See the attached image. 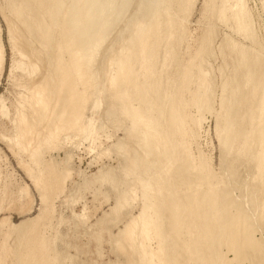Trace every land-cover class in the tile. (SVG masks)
<instances>
[{
  "label": "rangeland",
  "instance_id": "1",
  "mask_svg": "<svg viewBox=\"0 0 264 264\" xmlns=\"http://www.w3.org/2000/svg\"><path fill=\"white\" fill-rule=\"evenodd\" d=\"M26 1L28 4L29 1L34 4L33 0ZM40 1L38 3L35 1L37 4H39H36V13H39V16L42 13L41 16L43 17L40 16L39 19L42 18L46 22L43 20V23H41L42 19H40V22L38 20V23L41 24L39 31H42H38L40 33L39 35V33L36 32L34 26H30L29 31L23 29L24 27L17 23L13 16L11 7L9 6V0H0V43L2 47L0 65V247L4 248L0 250H2L3 253L4 251L6 252V254L0 252V255H2L0 256V264H19V262L16 260V255L18 254L17 252H19V250L23 249V245L19 244L21 243L20 239H22L21 235L25 231H29L31 229H33V231H31L33 234L30 232L29 233L33 236L39 234L38 232L40 231L41 235L46 238L49 237L47 239H49V242L53 244V252H50V255L61 256L63 260L65 259L64 264H132L139 262L140 254L138 252L141 250V245H145L146 247L147 244V246L152 249L156 248V242L154 239L147 241L144 239L143 235L139 234L141 232L140 222L137 223L138 225L136 224V234H134L132 239L127 233V230L132 227L134 219L139 215L143 205L142 188L139 187L141 184H139L140 182L138 178H147L146 175L148 172L146 169L144 170V162H138L139 165H133V159L136 157L144 158V152L141 151V147H139V145L136 146L137 141H133L136 140V137L133 139L129 136V134H127L131 124L129 117L125 115L112 116V114L110 115L106 112L107 108H112V104L114 103V101L112 99L110 100L108 97L111 86L110 77L115 74L114 70L117 67L116 64L113 63L117 58H120L124 55L123 51L126 52L128 49L130 39L135 38L136 34L134 33H136V31L134 30V32L132 30V24L136 22V20L141 21L142 13L137 12L136 1L130 3L131 8L127 10L123 17L118 16L119 14H116L117 11L114 12L112 10L114 12L113 14V12L108 10L109 12L107 13L109 14V19L107 20V23H113L114 26L108 25L110 28L107 26L109 29H106V31L109 34L107 32L105 33L106 35H104V38L105 36L106 38L102 43V47L98 49L96 54L92 55L93 61L83 67V69H85L87 74L90 76L89 82L83 86L77 79L80 68L82 67L79 54V37L77 36L76 38L75 32L77 30L73 32H68L67 30L70 21L69 17H71V15L68 13V9L70 10V5H72L73 8H77L76 4H73L75 2L72 0H61L62 2L58 0V2L65 3L61 4L56 2L57 0ZM171 1L163 0L162 2V0H160V8L158 9L159 13L157 15L156 23L159 22L160 28L162 30H160V33H162V35L160 34V37L155 39L154 42L153 38H150V41H146V43L149 44L156 43L154 48V52L156 54L154 53L155 55L153 56V59H155L156 63L152 59L153 67H151L155 75L154 78L152 77L151 79L154 80V82L151 84V91L153 94L150 92V96L155 98L157 97L159 99V105L164 107L167 106V108H164L166 112L168 111L167 109L170 108V99H172V95L175 92L176 97L174 95V98L183 101L181 104V110H183L181 111L182 117L180 116V120L182 121H180L179 118L178 120H175L176 124L178 125H176L175 122H173L175 125L173 123L170 124L169 121L165 120L161 122L160 129L169 130L168 134L166 135V137L169 135L167 137L169 141L165 140V142H170L174 146L175 141V147H177H174L175 151L173 150L174 153H172V151H170L172 149V144L168 143L167 145L166 142L167 147L171 148L170 150L167 149L166 152H171L168 154L171 155L172 158L177 157V162L172 164L168 163L167 165L170 164V173L167 172V175L166 173H163V176L165 175L164 177L167 179L166 184L171 183V187L176 185L175 188H179L183 194H185L186 191V194L189 195L193 192L192 189L197 190L198 194L200 193L197 198L198 212L200 214L198 213L199 216L197 217V221L198 219L199 221L197 223L196 232L198 234V246L201 248L199 257L202 259H199L201 262L199 260L195 261L197 264H251L252 262V264H264V170H260L256 159L262 149V144L259 138V132L256 130L257 125L253 124L248 117L252 114L251 112H255V117L259 114L258 111L261 108L263 101L264 63L262 62L264 59V0L241 1L243 5L245 4L244 9L247 11V17H249L247 18V22L249 21L248 24L250 26L248 27L249 31L246 33L237 28L238 22L233 16V13L238 9L235 4L237 0H173V3ZM55 3L58 4L56 5ZM41 4H43V7H41ZM222 7L227 8L226 15L223 18L219 16V11ZM43 12L46 13L44 14ZM99 12L100 10L94 13V15H97L95 16L96 18L99 16ZM175 14L176 17H178V20H176L177 18H172L175 17ZM50 16L51 20L52 16H57L52 20V23L55 21L52 26V23H50L51 20L49 19ZM109 16L112 18L114 17L113 22L112 18ZM115 18L118 20V22ZM172 19H175V21ZM7 20H10V22L12 21L13 27L16 26L14 27L15 33L13 31V40H10L9 37ZM57 22L59 23L58 25H56ZM42 24L48 25L43 26ZM42 26L44 28L46 27V29L48 26H50L48 29L51 30L47 29V32ZM168 26L170 30L167 29ZM172 26L174 27V30ZM126 30L130 32H126ZM51 31L54 32V34ZM248 33H250V35ZM41 35H49V38L46 37L47 39H45V37L43 38ZM52 36L54 37L53 41ZM69 36L73 38L71 45L69 44L70 41L67 42V40H65L67 37L69 38ZM170 36L171 39H169ZM37 37L40 38L38 39ZM16 38L17 40H15ZM42 38L47 41L45 43L47 44L48 49L44 44L45 40H42ZM204 39H206V42ZM133 40L136 41V39ZM48 41L51 42L49 43L51 45H48ZM54 42H56L60 47L58 48L57 44H54ZM39 44L41 46H39ZM52 44H54V49L52 48ZM65 44L69 45L67 46ZM170 44L172 46H170ZM137 45V43L133 42V48H136ZM66 47L70 48L67 49ZM111 47L112 50H110ZM138 47L136 49H138ZM151 47H154V45ZM243 47H245V49H243ZM237 48H240V50ZM56 50H60V52H58L61 54H59ZM232 50L235 52L233 53ZM241 50L245 51L248 55L250 54L249 56H251L252 59L257 58L255 59L257 61L252 60V62H250L251 67L254 68V66L258 64L260 60V63L263 64L262 65L259 63V65H256L260 66L263 71L260 69V67L257 69L255 68V70L250 67V69L257 71L259 74L257 75L255 72L256 79L254 78L252 81L255 83L253 85L258 92H256L255 95L252 93L253 85L251 86V83L244 85L246 86L245 92V87L242 86V84H245V78H243V75L245 77L244 73H246L247 70L246 68L240 67V62H238L237 59L240 55V53L237 52ZM251 50H254L255 52H252ZM256 53H259L261 57L260 60L258 58L259 55ZM56 56L58 59H56ZM113 56L116 57V59ZM71 57L74 59L72 60ZM59 58L62 61H60ZM113 58L115 60H113ZM59 61L62 62V64H60ZM197 61L200 62L197 63ZM255 62L257 63L254 64ZM64 65L65 67H63ZM67 65L68 68L66 67ZM236 65H238V69L240 71V68L243 69V73H241L238 69V71L236 70ZM58 66L59 68H57ZM136 66L138 67V65H135V67ZM64 69H68L70 72H72L70 75L72 79L71 77L69 79L65 78V80L67 79L66 82L63 80V74L65 73ZM107 72L109 75L106 74ZM59 73L62 75V77L59 75ZM136 75L137 74L135 73V76ZM59 76L61 78H59ZM144 76H146V74ZM183 76H185L184 79ZM143 77L138 76L139 81H143ZM182 79L185 80V83H182V91L180 90L178 92L177 85L179 82L181 83ZM254 80L256 81L254 82ZM77 81L79 82L78 84L76 83ZM226 81L229 83L227 84ZM207 82L208 84H206ZM60 83H63V86ZM66 83L70 85L68 86ZM72 83L77 84L78 86L76 88H79V90L83 89L86 95V101L81 111V118L78 120V122L75 121L76 119H73V115L69 118L70 120H74H71V122L75 123V125L70 123L68 118L67 120L69 121H67L65 118L69 117L67 112L70 110H65L66 113L63 112V114L60 109V107L64 105L62 102L65 103L64 101H66H63V99H67L69 96L68 93L71 91L72 87L70 86H73ZM222 83L226 84L225 87ZM58 84H60L64 90L66 88V90L64 91ZM262 85L263 87L261 88ZM242 87L243 89H241ZM57 88H59V91ZM41 89H43V92L45 91V93H43L39 103L37 96L39 95ZM67 89H70L69 92ZM237 89L241 90L239 91ZM249 89L251 90L249 91ZM98 90L101 92L99 93ZM168 90H170V93L172 91V94H170ZM204 90L205 93L208 90L207 94H205L208 95L206 97V104L204 103L202 106L195 105V99L198 95L203 94ZM222 90H224L223 94ZM56 92L57 94H55ZM65 92L68 94V96L65 94ZM226 92L227 94L225 95ZM37 93L38 95L36 96ZM165 93L167 96L171 95L172 97L170 96L169 98L168 96L167 98ZM248 93L250 94L249 97ZM163 94H165V96ZM235 94H237V97L241 98V102L239 100L238 102L235 100ZM60 96L65 98L62 99ZM96 96L99 97L101 101L98 105V109L96 107L93 110V102ZM253 97L255 99H252ZM35 98H37V101ZM245 98L246 100H244ZM248 99L251 101L253 100V103ZM102 102H104L106 105ZM250 102L252 105L249 106ZM134 103L137 104L136 101ZM247 105L249 108H251V110ZM69 106L71 109L72 104L68 105L67 109H69ZM201 107H203V109ZM254 108H256L257 111ZM75 111L76 110H74V112ZM20 114H22L23 118L26 119L22 121H26L23 124L18 121V117L21 116ZM58 116L62 118L60 119ZM183 117H187L185 118L186 120ZM240 118L243 120L241 121L242 123L240 122ZM18 122H20V124ZM62 122H64L63 124H66L65 122H67V127L69 124L70 126L68 128L64 127L66 125H63ZM253 122L257 123L256 120ZM19 125L21 129L17 128ZM179 125L181 126L180 129ZM57 126L59 129L57 132L58 134L55 132L57 131L55 130V127ZM225 126H232L231 128L237 133V136L236 134H233L230 136L232 137V140L230 137H228L226 142L222 143L221 139H223V135L226 134V132L223 130ZM184 127L186 128L184 129ZM238 128L241 130H238ZM186 130H188V134ZM176 131L179 133H176ZM250 132L252 137L249 139V144L247 146H242L244 150L246 148L245 152L243 153L241 151L240 154L239 151H235L234 147L237 145L236 143H240L241 139H244V137L250 134ZM183 133H185V136ZM182 135L184 138L180 137ZM48 137L49 139L47 140L46 138ZM178 138H181V140L183 139V143L180 146L177 142ZM234 139L235 142H233ZM184 142L186 143L184 144ZM224 144L226 145L224 146ZM230 144L235 146L232 147ZM119 146L124 147V150ZM153 146L155 147V144L152 145V148H154ZM230 146L232 147V153L227 152L228 150H226H230ZM159 149L162 153V147ZM151 150L153 153L151 152L152 155L150 154L148 157H150V159H155V157L159 155V157H156V159L158 158L159 160L161 158L159 154L160 151H153L154 149ZM137 151L143 156L137 154ZM38 152H40V156L39 159H36L35 157ZM186 159H188V162ZM202 164H204V166H202ZM157 165L154 166L151 171L153 174L160 172V165H158V168H156ZM183 166H187V168L184 169ZM178 167H183L181 168L183 171ZM175 171H177V174ZM229 174H231V176H229ZM196 176H198V179H196ZM201 177L203 178L201 179ZM39 184L40 188H38ZM216 185L219 187L217 188ZM201 187L204 188L202 189ZM209 188L212 190L219 189L218 191L220 192V196L216 197L219 198L216 202V204L218 203L217 212L219 210L217 213L219 216V224L217 222L216 225L215 223L213 224V219L209 210L211 202L208 199L209 197L205 196L206 193L209 192ZM199 189H201V191ZM41 194H43V196ZM192 201L193 200L188 198L185 201L183 199L181 203L183 202L184 204L188 202L189 205H193L194 202ZM203 208L208 209L207 217L205 216L206 213H203ZM236 213L237 215H234ZM232 215L233 218L231 217ZM236 216H238V218ZM193 217L194 214L192 218ZM222 219L229 223L225 226L226 228H229V225L233 226H231L232 228L230 227V230H228L230 233H232L231 236L225 234L223 236V234H219L223 229L222 223L224 221ZM232 219L234 220L232 221ZM228 220H231L232 222H229ZM22 222H24L23 225L21 224ZM18 225H21L22 227L20 226L19 229ZM209 225H212L213 229L216 228V230H214L216 232H214L215 234L212 238V241L215 243V246L213 245L211 251L213 254H210L212 259L210 258V255L208 258L207 253L203 251V243H200L203 236L202 232L205 233L211 229V227H208ZM36 228H38L39 231H37ZM199 229H201V231ZM218 230H220V232ZM162 233L163 235H167L168 233L171 234L170 226H166V224H164ZM228 236L231 237V240L228 239ZM237 237L241 239L238 238L236 240ZM38 238L36 237V239ZM172 239L173 240H171L170 237H166L164 240L168 241V244L169 242L173 243L177 240H175V238ZM226 239L231 242L228 241V243ZM249 239L255 242V247H249ZM203 240L204 237L202 241ZM217 241L218 243L216 244ZM236 241L237 243H239V241L241 243V245H235L238 249L233 248L232 245V243H236ZM175 242L173 244H177L178 252L180 243L178 244ZM226 242L228 244H226ZM173 244H171V247L174 248ZM230 244L232 246H229V248L228 245ZM256 244H258L259 247ZM239 245L243 246L240 247ZM171 247L169 249V254L172 256L171 251L173 250ZM240 250H242V253ZM177 252H173V256H176ZM244 252L247 253L245 254ZM238 254L240 256L235 258V256ZM203 255L207 256V259L205 260L206 262L204 261L205 258ZM2 257L3 259L7 258V260H2ZM217 257L220 259H217ZM186 260L187 259L183 254L180 258V261L183 263L178 261V264H186Z\"/></svg>",
  "mask_w": 264,
  "mask_h": 264
},
{
  "label": "bare ground",
  "instance_id": "2",
  "mask_svg": "<svg viewBox=\"0 0 264 264\" xmlns=\"http://www.w3.org/2000/svg\"><path fill=\"white\" fill-rule=\"evenodd\" d=\"M35 1H37V3L40 1V0H33V2H34V4L31 2V1H29V4L27 3V1L26 0H9V3H10V7H11V11H12V13H13V16H14V18L16 19V21H17V23H19V24H21L22 25V27H24L23 29H25V30H27V31H29V28H30V26H34L35 27V29H36V32L37 33H39L40 31H39V28L41 27L40 25L41 24H39L38 23V20H39V22H40V19H42V18H40L39 19V17L42 15V13H41V15L39 16L37 13H36V10H37V5H39V4H37ZM49 1V0H48ZM61 1V0H60ZM68 1V0H67ZM72 1H74L75 3H73V4H76V6H77V8H73V6L72 5H70V10L68 9V13L71 15V17H69V19H70V21H69V27H67V28H65V29H67L68 30V32H73V31H75V30H77L75 33H76V38H77V36L79 37L78 39H79V45H80V51H79V54H80V62H81V65H82V67L80 68V71H79V73H78V76H77V79L79 80V82H81V85H83V86H85L88 82H89V79H90V76L87 74V72L85 71V69H83V67L84 66H86V64H90L92 61H93V59H92V55H94V54H96L97 53V51H98V49H100L101 47H102V43H103V41L105 40V38H106V36H105V38H104V35H106L105 33L107 32L106 31V29L108 30L110 27V25H113V19H114V17L112 18L111 16H109V17H111L112 18V22H111V20H110V22L112 23V24H108L107 23V20L109 19L108 18V13L107 12H109L108 10H110L111 12H115V11H117V13L116 14H119L118 16H124L125 14H126V12H127V10H129V8H131L130 6H131V2H134V1H136L137 3V12L139 13V12H141L142 13V16H141V21H137L136 20V22H134L133 24H132V30L134 31H136V33H134V34H136V36H135V38H133V39H136V41H134L131 37H129V38H131L130 39V41H129V46H128V49L126 50V52L125 51H123L124 52V55L122 56V57H120V58H117L116 59V57H114L115 59H116V61H114V63L113 64H116V69L114 70L115 71V74H113L111 77H110V84H111V86H110V94L108 95V97H109V99L111 100H113L114 101V103L112 104V108H107V114H112V116L113 115H125V116H127V117H129V119H130V129L128 130L129 132L127 133V134H129V136L131 137V138H133V139H135V137H136V140H133V141H137V143L136 142H134V143H136L137 145L136 146H138L139 145V147H141L140 149H141V151L142 152H144V156L143 155H141V153L139 152L138 153V151H137V154H139V155H141V156H143L144 158H134L133 159V165L134 164H138L139 165V163L138 162H144L143 164H145V168H144V170L146 169V171L148 172V174L146 175L147 176V178H140L139 176V178H138V180H139V184H141V186H139V187H141L142 188V198H143V205H142V208H141V210H140V213H139V215L134 219V223H133V225H132V227L130 228V229H128L127 230V233H128V235L130 236V238L132 239L133 238V236H134V234H136V232H135V228H136V224L138 223V222H140V228H141V232L139 233V234H141V235H143V237H144V239H146L147 241H149V240H152V239H154L155 240V242H156V248H154V249H152V248H150V247H148L147 246V244H146V247H145V245L143 246V245H141V250L138 252L139 254H140V260H139V262H135V263H132V264H178V261H180V258L182 257V255L184 254V256L186 257V264H197V262H195V261H197V260H199V259H202L201 257H199V253H200V251H201V248H199V246H198V244H199V242H198V239H197V232H196V230H197V223H198V221H199V219H198V221H197V217L199 216V212H198V206H197V198H198V195L200 194H198V192H197V190H194V189H192L193 190V192L192 193H190L189 195L188 194H186L187 192L185 191V194H183L182 193V191L178 188H175V186L174 187H171L172 185H171V183H169V184H166V182H167V179L163 176V173L165 174L166 173V175H167V172H169V170H170V164L169 165H167L168 163H174V162H177V157H173L172 158V156L171 155H169L168 153H171V152H169L168 151V153L166 152V150L167 149H171L170 151H172V153H174V151H175V148H177V147H175V144H176V142L174 141V146H173V144L172 143H170V142H167V145H168V143H170V144H172V146H171V148H169V147H167V145H166V142H165V140H168L167 139V137L169 136H167L166 137V135L168 134V131L169 130H167V129H160V126H161V122L163 121V120H165V121H169V123L170 124H172L173 122H175V124H176V121L175 120H178V118H179V120L181 119V117H182V115H181V111H183V110H181V104H182V102L183 101H181V100H179V99H175L174 98V95H175V97H176V92L171 96V95H168L169 96V98H170V96L172 97V99H170V108H168L167 110V112H166V110L164 109V108H167V106H161V105H159V103H158V98L156 97H153V96H150V92H152L151 90V84L154 82V80H151L152 79V77L154 78V72L152 71V69H151V67H153V65H152V63H153V61H152V59H153V56L156 54L154 51V48H155V44L153 43L154 42V40L155 39H158L159 37H160V34L162 35V33H160V30H161V28H160V25H159V22L158 23H156V19H157V15H158V13H159V11H158V9L160 8L159 7V4H160V0H72ZM169 1V0H168ZM171 1V0H170ZM173 1V0H172ZM171 1V2H172ZM187 1V0H186ZM212 1V0H211ZM231 1V0H230ZM236 1V0H235ZM242 0H237V2L235 3L236 4V6L238 7V9L233 13V16L237 19L236 21L238 22V25H237V28L238 29H240L241 31H243L244 33H246L247 31H249L248 30V27L250 26L249 24H248V22H247V18H249V17H247V15H246V12L247 11H245V9H244V5H243V3L241 2ZM41 2V1H40ZM53 2V1H52ZM56 2H58V0L56 1ZM62 2V1H61ZM61 2H58V3H61ZM162 2H163V0H162ZM176 2V1H175ZM182 2V1H181ZM57 3V4H58ZM167 3V2H166ZM173 3V2H172ZM37 4V5H36ZM56 4V3H55ZM56 4V5H57ZM61 4H65V3H61ZM165 4V3H164ZM134 5V4H133ZM61 6V5H60ZM59 6V7H60ZM41 7H43V4H41ZM58 7V8H59ZM64 7V6H63ZM170 7V6H169ZM40 8V7H39ZM57 8V7H56ZM55 8V9H56ZM42 9V8H41ZM48 9V8H47ZM46 9V10H47ZM53 9V8H52ZM71 9H73V10H71ZM75 9V10H74ZM178 9H179V7H178ZM98 10H100V14H98L99 16L96 18L95 16H97V15H94V13H96ZM113 10V11H112ZM162 10V9H161ZM161 10H160V13H161ZM183 10V9H182ZM40 11V10H39ZM52 11V10H51ZM172 11V10H171ZM176 11H177V9H176ZM226 11H227V8L226 7H222L221 9H220V11H219V16L220 17H224L225 15H226ZM38 12V11H37ZM42 12V11H41ZM53 12V11H52ZM57 12H58V10H57ZM114 12H113V14H114ZM131 12V11H130ZM178 12V11H177ZM44 13V12H43ZM46 13V12H45ZM44 13V14H45ZM60 13V12H59ZM67 13V12H66ZM133 13V12H132ZM174 13V12H173ZM48 15H50L49 13H47ZM52 14V13H51ZM63 14V13H62ZM68 14V15H69ZM111 14V13H110ZM113 14H111V15H113ZM115 14V15H116ZM53 15H54V13H53ZM58 15H60V14H58ZM132 15V14H131ZM139 15V14H138ZM178 15V14H177ZM47 16V15H46ZM45 16V17H46ZM64 16V15H63ZM114 16V15H113ZM161 16V15H160ZM167 16V15H166ZM41 17H43V16H41ZM54 17H57V16H54ZM54 17L52 16V20L54 19ZM117 17V16H116ZM164 17V16H163ZM59 18V17H58ZM60 18H61V16H60ZM118 18V17H117ZM128 18H129V16H128ZM162 18V17H161ZM172 18H177L176 20H178V17H176V14H175V17H172ZM50 20H51V16H50V18H49ZM116 19V18H115ZM166 19V18H165ZM168 19V18H167ZM43 20L44 19H42V21H41V23H43ZM52 20H51V22L50 23H52ZM57 20V19H56ZM122 20V19H121ZM133 20V19H132ZM134 20H135V18H134ZM163 20V19H162ZM173 20V19H172ZM45 21V20H44ZM58 21V20H57ZM67 21H68V19H67ZM116 21L118 22V20L116 19ZM173 21H175V19L173 20ZM7 22H8V31H9V37H10V40H13V38H14V33H15V31H14V27H16V26H14L13 27V24H12V21L10 22V20H7ZM46 22V21H45ZM55 21H53V23H54ZM126 22V21H125ZM163 22V21H162ZM178 22V21H177ZM53 23L51 24V26L53 25ZM114 23H115V21H114ZM167 23V22H166ZM171 23H172V21H171ZM18 24V25H19ZM59 23L57 22V24L56 25H58ZM161 24V23H160ZM43 25V24H42ZM46 25H48V24H44L43 26H46ZM66 25V24H65ZM109 25V26H108ZM131 25V24H130ZM171 25V24H170ZM169 25V26H170ZM176 25V24H175ZM20 26V25H19ZM42 26V27H43ZM109 28H108V27ZM114 26V25H113ZM120 26V25H119ZM169 26H168V28L167 29H169L170 30V28H169ZM178 26V25H177ZM48 27H50V26H48ZM48 27H47V29H48ZM54 27V26H53ZM56 27V26H55ZM58 27V26H57ZM128 27V26H127ZM166 27V26H165ZM44 28V27H43ZM113 28V27H112ZM172 28H173V30H174V27L172 26ZM44 29H46V27L44 28ZM47 29H46V31H47ZM64 29V30H65ZM129 29H130V27H129ZM175 29H176V27H175ZM48 30H51V29H48ZM131 30V29H130ZM166 30V29H165ZM172 30V29H171ZM13 31H14V33H13ZM26 31V32H27ZM34 31V30H33ZM39 31V32H38ZM66 31V30H65ZM128 30H126V32H127ZM162 31V30H161ZM254 31V30H253ZM35 32V31H34ZM35 32V33H36ZM42 32V31H41ZM45 32V31H44ZM48 32V31H47ZM52 32V31H51ZM112 32V31H111ZM128 32H130V31H128ZM132 32V31H131ZM172 32V31H171ZM174 32V31H173ZM182 32V31H181ZM251 32V31H250ZM17 33V32H16ZM53 34H54V32H52ZM57 33V32H56ZM74 33V34H75ZM108 33V32H107ZM124 33V32H123ZM32 34V33H31ZM43 34V33H42ZM46 34V33H45ZM49 34V33H48ZM109 34V33H108ZM249 35H250V33H248ZM37 35V34H36ZM39 35H40V33H39ZM38 35V36H39ZM50 35V34H49ZM49 35L47 36V35H45V36H42L43 38L45 37V39H47L46 37H48L49 38ZM70 35H72V34H70ZM125 35H127V34H125ZM171 35V34H170ZM174 35V34H173ZM17 36V35H16ZM29 36V35H28ZM35 36V35H34ZM123 36V35H122ZM248 36V35H247ZM31 38V37H30ZM35 38V37H34ZM38 39L40 38V37H37ZM42 38V40H45V39H43ZM53 36H52V41H53ZM56 38V37H55ZM128 38V39H129ZM150 38L152 39L153 38V44H149V43H146V41H150ZM162 38V37H161ZM168 38V37H167ZM229 38V37H228ZM72 39L73 38H71V36H69V38L67 37L65 40H67V42L68 41H70L69 42V44L71 45V41H72ZM125 39V38H124ZM169 39H171V36H170V38ZM172 39H173V36H172ZM15 40H17V38L15 39ZM37 40V39H36ZM56 40V39H55ZM206 39H204V41H205ZM41 41V40H40ZM50 41H51V39H50ZM50 41H48V45H51V44H49V43H51ZM36 42V41H35ZM38 42V41H37ZM45 42H47L46 40L44 41V44L46 45V47H47V44L45 43ZM66 42V43H67ZM127 42V41H126ZM133 42H135V43H137L138 45H137V47H138V49H136V48H133L134 46H133ZM159 42V41H158ZM206 42V41H205ZM209 42V41H208ZM41 43V42H40ZM56 42H54V44H55ZM151 43V42H150ZM168 43H170V42H168ZM54 44H52L53 45V49H54ZM57 44V43H56ZM68 44V45H69ZM171 44H172V40H171ZM170 44V46H172ZM177 44V43H176ZM205 44V43H204ZM64 45V44H63ZM65 45H67V44H65ZM67 45V46H68ZM152 45H154V47H151ZM233 45V44H232ZM238 45V44H237ZM39 46H41L40 44H39ZM44 46V45H43ZM56 46V45H55ZM57 46H58V44H57ZM109 46H111V45H109ZM127 46V45H126ZM169 46V45H168ZM167 46V47H168ZM231 46V45H230ZM236 46V45H235ZM45 47V48H46ZM60 46H58V48H59ZM73 47V46H72ZM150 47V48H149ZM159 47L161 48V46L159 45ZM206 47H207V45H206ZM239 47V46H238ZM45 48H44V50H45ZM57 48V49H58ZM67 48V47H66ZM70 47H68L67 49H69ZM169 48V47H168ZM203 48V47H202ZM232 48H233V46H232ZM42 49H43V47H42ZM47 49H48V47H47ZM55 49H56V47H55ZM104 49V48H103ZM110 49V48H109ZM124 49V48H123ZM171 49V48H170ZM238 49V48H237ZM236 49V50H237ZM243 49H245V47H243ZM61 50V49H60ZM60 50H58L59 52H60ZM74 50V49H73ZM110 50H112V47H111V49ZM158 50V49H157ZM173 50V49H172ZM198 50H199V48H198ZM231 50V49H230ZM234 50V49H233ZM233 50H232V52H233ZM238 50H240V48L238 49ZM49 51V50H48ZM57 51V50H56ZM57 51V52H58ZM68 51V50H67ZM105 51V50H104ZM247 51V50H246ZM250 51V50H249ZM252 51V50H251ZM254 51V50H253ZM252 51V52H253ZM34 52V51H33ZM58 52V53H59ZM235 52V51H234ZM233 52V53H234ZM255 52V51H254ZM112 53V52H111ZM155 53V54H154ZM168 53V52H167ZM171 53V52H170ZM237 53H240V55H239V58H240V60H239V58H237L238 59V62H240L239 64H240V67H243V68H246V73H244L245 74V77H244V75L243 74H241V75H243V78H245V80H244V83L245 84H242V86H244V85H246V84H250L251 83V86L253 85V84H255V83H253L252 81H253V79L255 78L256 79V75H255V72L257 73V71H253L252 69H250V62H252V60L253 61H257V60H255V59H257V58H253L252 59V57L251 56H249L248 54H246V52L245 51H243V50H241V51H238ZM251 53V52H250ZM48 54H50V53H48ZM59 54H61V53H59ZM79 54H78V56H79ZM113 54V53H112ZM169 54V53H168ZM197 54V53H196ZM236 54V53H235ZM254 54V53H253ZM256 54H258L259 55V53H256ZM46 55V54H45ZM200 55V54H199ZM198 55V56H199ZM251 55H252V53H251ZM1 56H2V47H1V43H0V65H1ZM96 56V55H95ZM169 56V55H168ZM197 56V57H198ZM257 56V55H256ZM60 57V56H59ZM63 57V56H62ZM73 57V56H72ZM71 57V58H72ZM156 57H158V56H156ZM230 57V56H229ZM258 57V56H257ZM113 58V60H115ZM155 58V57H154ZM162 58V57H161ZM169 58V57H168ZM259 60L261 59V57H260V55H259ZM264 58V57H263ZM262 58V59H263ZM56 59H58L57 58V56H56ZM74 58H72V60H73ZM103 59V58H102ZM164 59V58H163ZM237 59H236V61H237ZM48 60H49V58H48ZM55 60V59H54ZM59 60H60V58H59ZM112 60V59H111ZM154 61H155V59H153ZM165 60H166V58H165ZM198 60V59H197ZM203 60V59H202ZM258 60V61H259ZM60 61H62V60H60ZM59 61V62H60ZM196 61V60H195ZM58 62V61H57ZM56 62V63H57ZM97 62V61H96ZM191 62V61H190ZM200 62V61H199ZM198 61H197V63H199ZM260 62H261V60H260ZM259 62V63H260ZM71 63V62H70ZM75 63V62H74ZM73 63V64H74ZM107 63H109V62H107ZM155 63H156V61H155ZM154 63V64H155ZM201 63H202V61H201ZM257 62H255L254 64H256ZM259 63L258 64H256V65H259ZM262 63H264V59H263V62ZM262 63H260V64H262ZM60 64H62V62H60ZM93 64V63H92ZM111 64V63H110ZM194 64H195V62H194ZM238 64V65H239ZM57 65H58V63H57ZM56 65V66H57ZM105 65V64H104ZM108 65V64H107ZM135 65H138V67L136 66L135 67ZM234 65H235V63H234ZM238 65H236L237 66V68H236V70L238 69ZM253 65V64H252ZM254 66V68L253 67H251V68H253L254 70H255V68L257 69L258 67H260V66ZM263 65V64H262ZM56 66H55V68H56ZM61 66V65H60ZM90 66V65H89ZM92 66V65H91ZM63 67H65V65L63 66ZM67 68H68V65L66 66ZM74 67H76V66H74ZM176 67V66H175ZM198 67V66H197ZM264 67V66H263ZM57 68H59V66L57 67ZM61 68V67H60ZM73 68V67H72ZM53 69V68H52ZM66 69V68H65ZM64 69V70H65ZM241 69V73H243V69L242 68H240ZM260 69L262 70V68L260 67ZM56 70V69H55ZM68 70V69H67ZM67 70H65V73L63 74V72H62V74H63V76H64V78H63V80H65V78H70L71 76V73L72 72H70L69 70L67 71ZM73 70H74V68H73ZM102 70V69H101ZM100 70V71H101ZM191 70H193V69H191ZM237 70V71H238ZM60 71V70H59ZM99 71V72H100ZM182 71H183V69H182ZM232 71H233V69H232ZM244 71H245V69H244ZM259 71V70H258ZM263 71V70H262ZM76 72V71H75ZM192 72V71H191ZM235 72V71H234ZM135 73L137 74L136 76H135ZM159 73H160V71H159ZM106 74H108L109 75V73L107 72ZM146 74V76H144ZM235 74V73H234ZM261 74V73H260ZM59 75H61L60 73H59ZM99 75V74H98ZM108 75H107V77H108ZM158 75V74H157ZM160 75H161V73H160ZM237 75V74H236ZM235 75V76H236ZM257 75H259L258 73H257ZM57 76H58V74H57ZM138 76H144L143 77V81H139V79H138ZM175 76V75H174ZM262 76H263V73H262ZM61 77H62V75H61ZM60 76H59V78H61ZM157 77V76H156ZM237 77V76H236ZM259 77V76H258ZM99 78V77H98ZM185 78V76H183V79ZM234 78V77H233ZM240 78V77H239ZM263 78V77H262ZM71 79H72V77H71ZM76 79V80H77ZM105 79H107V78H105ZM181 80V83L179 82L178 83V85H177V89H178V92L183 88V85H182V83L184 82L185 83V80ZM188 79V78H187ZM260 79V78H259ZM61 80V79H60ZM67 80V79H66ZM66 80H65V82H66ZM160 80V79H159ZM178 80V79H177ZM258 80V79H257ZM189 81V80H188ZM256 80H254V82H255ZM64 82V81H63ZM64 82V83H65ZM70 82V81H69ZM78 81L76 82L77 84L79 83ZM168 82V81H167ZM227 82V81H226ZM225 82V83H226ZM239 82H240V80H239ZM259 83H261L260 81H258ZM59 83V82H58ZM71 83V82H70ZM160 83V82H159ZM229 82H227V84H228ZM231 83V82H230ZM50 84V83H49ZM61 85L63 84V83H60ZM60 84H58L59 86H60ZM73 84V86L71 85L70 87H72L71 88V91L69 92V90L70 89H67V91L69 92L68 94H69V96H68V94H66V92H65V94L68 96L67 97V99H63V98H65V97H61L62 99H63V101L64 100H66V101H64L65 103H63L62 101V104H64L62 107H60V109H61V111H62V113L64 112V113H66L65 112V110H70L69 112H67L68 114V116L69 117H65L66 118V120H67V118L69 119L72 115H73V119H76L75 121H77L78 122V120L81 118V116H82V113H81V111H82V108H83V106H84V104H85V101H86V95H85V92H84V90L83 89H80L79 90V88H76L78 85L77 84H75V83H72ZM157 84V83H156ZM155 84V85H156ZM170 84V83H169ZM188 84V83H187ZM203 84V83H202ZM206 84H208V82L206 83ZM223 84V83H222ZM240 84V83H239ZM57 85V84H56ZM66 85H68L67 83H66ZM70 85V84H69ZM68 85V86H69ZM102 85V84H101ZM159 85H161V84H159ZM224 85V87H225V85L226 84H223ZM222 85V86H223ZM241 85V84H240ZM50 86V85H49ZM63 86V85H62ZM62 86H60L61 88H62ZM181 86V87H180ZM200 86V85H199ZM209 86V85H208ZM258 86V85H257ZM55 87V86H54ZM59 87V88H60ZM67 87V86H66ZM69 87V88H70ZM184 87H185V85H184ZM189 87V86H188ZM201 87V86H200ZM245 88V90H244V92L246 91V86H244ZM253 87V94L255 95L256 94V92H257V90H256V88H255V86L253 85L252 86ZM263 87V85L261 86V88ZM42 88H45V87H42ZM51 88V87H50ZM59 88H57L58 89V91H59ZM60 88V89H61ZM156 88V87H155ZM171 88V87H170ZM198 88V87H197ZM204 88V87H203ZM205 88H206V86H205ZM248 88V87H247ZM264 88V87H263ZM52 89V88H51ZM63 89V88H62ZM98 89V88H97ZM185 89V88H184ZM183 89V90H184ZM207 89H209V88H207ZM227 89H228V86H227ZM241 89H243V87L241 88ZM241 89H237V90H241ZM251 89H249V91L251 90ZM39 90V89H38ZM64 90V89H63ZM65 90H66V88H65ZM64 90V91H65ZM160 90V89H159ZM172 90H174V89H172ZM229 90H231V89H229ZM234 90V89H233ZM232 90V91H233ZM236 90V91H237ZM259 90V89H258ZM47 91V90H46ZM52 91H54V90H52ZM63 91V92H64ZM156 91V90H155ZM169 91V93H170V90H168ZM182 91V90H181ZM208 91V90H207ZM207 91H206V93H205V90H204V93L203 94H201V95H198L197 96V98L195 99V105H198V106H202V104H204L205 102H206V97L208 96V95H205V94H207ZM224 90H222V94L224 93L223 92ZM235 91V92H236ZM248 91V90H247ZM39 92V91H38ZM51 92V91H50ZM62 92V91H61ZM98 92H99V90H98ZM97 92V93H98ZM101 92V91H100ZM99 92V93H100ZM184 92V91H183ZM234 92V91H233ZM238 92V91H237ZM242 92V91H241ZM43 93H45V91L43 92V89H41L40 90V92H39V95H38V93L36 94V96H37V98H38V102L40 103V101H41V98H42V95H43ZM49 93V92H48ZM59 93V92H58ZM158 93V92H157ZM168 93V94H169ZM186 93V92H185ZM197 93V92H196ZM240 93V92H239ZM243 93V92H242ZM251 93V94H252ZM258 93V92H257ZM55 94H57V92L55 93ZM60 94V93H59ZM63 94V93H62ZM65 94H63V95H65ZM152 94H153V92H152ZM151 94V95H152ZM166 94V93H165ZM165 94H163L164 96H165ZM170 94H172V91H171V93ZM182 94V93H181ZM227 94V92L225 93V95ZM245 94V93H244ZM52 95H54V94H52ZM62 95V96H63ZM65 95V96H66ZM178 95V94H177ZM236 96H235V100H237V102H238V100L241 102V98H239V97H237V94H235ZM245 95H247V94H245ZM33 96H35V95H33ZM59 96V95H58ZM158 96V95H157ZM166 96H167V94H166ZM168 96H167V98H168ZM183 96V95H182ZM244 96V95H243ZM250 96V94L248 93V97ZM257 96V95H256ZM102 97H103V95H102ZM162 97V96H161ZM180 97V96H179ZM246 97V96H245ZM34 98V97H33ZM37 98H35L36 99V101H37ZM45 98V97H44ZM105 98V97H104ZM165 98V97H164ZM166 98V99H167ZM185 98V97H184ZM102 99V98H101ZM224 99V98H223ZM252 99H255L254 97L252 98ZM185 100V99H184ZM226 100V99H225ZM244 100H246V98L244 99ZM244 100H242V101H244ZM248 100H250V99H248ZM43 101V100H42ZM100 98L99 97H97L96 96V98L94 99V102H93V104H94V107H93V110H94V108H96L97 107V109H98V105L100 104ZM136 101V103L137 104H135L134 102ZM169 101V100H168ZM187 101V100H186ZM189 101V100H188ZM209 101V100H208ZM207 101V102H208ZM251 101V100H250ZM253 101V100H252ZM251 101V102H252ZM164 102H165V99H164ZM239 102V103H240ZM251 102H250V104H249V106L250 105H252L251 104ZM45 103V102H44ZM56 103V102H55ZM102 103H104V102H102ZM253 103V102H252ZM72 104V106H71V109H70V106L68 107L69 109H67V106L68 105H71ZM105 104V103H104ZM206 104V103H205ZM42 105V104H41ZM46 105H48V104H46ZM58 105V104H57ZM106 105V104H105ZM164 105V104H163ZM166 105H167V102H166ZM187 105V104H186ZM208 105V104H207ZM43 106V105H42ZM45 106V105H44ZM60 106H61V103H60ZM77 107V109H76V107ZM243 106H245V105H243ZM248 106V105H247ZM249 106H248V108H249ZM75 107V108H74ZM224 107V106H223ZM255 107V106H254ZM39 108V107H38ZM49 108V107H48ZM47 108V109H48ZM101 108V107H100ZM99 108V109H100ZM202 109H203V107H201ZM204 108H205V106H204ZM227 108V107H226ZM230 108V107H229ZM55 109H56V107H55ZM96 109V110H97ZM104 109V108H103ZM198 110H200L199 108H197ZM250 110H251V108H249ZM255 110H256V108H254ZM74 110H76L75 112H74ZM232 110V109H231ZM254 110V111H255ZM257 111V110H256ZM98 112V111H97ZM198 112V111H197ZM248 112H250V111H248ZM259 114L255 117L254 116V114H255V112H251L250 114V116H248L249 117V120H251L252 121V123L253 124H256L257 125V131L259 132L258 134H259V138H260V140H261V144H262V149H261V151H260V153L258 154V156H257V163H258V166H259V168H260V170L262 171V170H264V89H263V101H262V105H261V108L259 109ZM33 113V112H32ZM40 113V112H39ZM46 113V112H45ZM45 113H43V114H45ZM56 113V112H55ZM58 113V112H57ZM59 113H61V112H59ZM63 113V114H64ZM105 113V112H104ZM245 113V112H244ZM243 113V114H244ZM257 113V112H256ZM47 114V113H46ZM51 114V113H50ZM63 114H62V116H63ZM21 116H19L18 118V121H20L22 124L24 123V122H26V121H24V122H22L23 120H26V119H24L23 118V116H22V114H20ZM42 115V114H41ZM58 115V114H57ZM60 116V115H59ZM58 116V117H59ZM181 116V117H180ZM236 116V115H235ZM245 116V115H244ZM17 117V116H16ZM58 117H57V119H58ZM111 117V116H110ZM242 117V116H241ZM51 118V117H50ZM60 118V117H59ZM62 118V117H61ZM60 118V119H61ZM87 118V117H86ZM184 119L185 118H187V117H183ZM233 118V117H232ZM46 119V118H45ZM53 119V118H52ZM56 119V120H57ZM73 119H71L72 121H74ZM241 120H240V122L241 121H243L242 120V118H240ZM70 120V119H69ZM69 120H67V121H69ZM71 120H70V123H72L71 122ZM186 120V119H185ZM232 120V119H231ZM235 120V119H234ZM254 120H256V122L257 123H254L253 121ZM64 121V120H63ZM90 121V120H89ZM180 121H182V120H180ZM20 122H18L19 124H20ZM179 122V121H178ZM184 122V121H183ZM187 122V121H186ZM231 122V121H230ZM17 123V122H16ZM64 122H62V124H63ZM66 124H63V125H66V126H64V127H67V122H65ZM90 123V122H89ZM242 123V122H241ZM241 123H240V125H241ZM248 123V122H247ZM72 124H74L75 125V123H72ZM174 124V123H173ZM174 124V125H175ZM180 124V123H179ZM185 124V123H184ZM222 124V123H221ZM73 125V126H74ZM85 125H87V124H85ZM167 125V124H166ZM176 125H178V124H176ZM180 125H182V124H180ZM179 125V129H180V126ZM243 125V124H242ZM70 126V124L68 125V127ZM168 126H170V125H168ZM168 126H167V128H168ZM236 126V125H235ZM239 126V125H238ZM237 126V127H238ZM248 126V125H247ZM61 127H63V126H61ZM67 127V128H68ZM171 127V126H170ZM177 127V126H176ZM176 127H174V128H176ZM222 127V126H221ZM232 126H225V128L223 129L224 130V132H226V134H224L223 135V139H221L222 140V143H225L226 142V140L228 139V137H230L231 135H233V134H236V136H237V133L231 128ZM240 127H242V126H240ZM256 127V126H255ZM17 128H20L21 129V127H20V125L17 127ZM59 128H60V126H59ZM71 128V127H70ZM173 128V127H172ZM171 128V129H172ZM186 127H184V129H185ZM19 129V130H20ZM63 129V128H62ZM84 129V128H83ZM55 130H57V131H55L56 133L58 132V126L57 127H55ZM71 130V129H70ZM183 130V129H182ZM220 130V129H219ZM238 130H241V129H239L238 128ZM238 130H236V131H238ZM246 130V129H245ZM244 130V131H245ZM249 130V129H248ZM255 130V129H254ZM60 131H61V129H60ZM86 131V130H85ZM89 131V130H88ZM188 130H186V132H187ZM54 132V133H55ZM62 132V131H61ZM178 131H176V133H177ZM249 132V131H248ZM253 132V131H252ZM256 132V131H255ZM254 132V133H255ZM50 133H51V131H50ZM179 133V132H178ZM221 133V132H220ZM223 133V132H222ZM58 134V133H57ZM56 134V135H57ZM181 134V133H180ZM184 134V136H185V133H183ZM187 134H188V132H187ZM238 134H239V132H238ZM243 134H244V132H243ZM52 135H53V133H52ZM255 135V134H254ZM58 136V135H57ZM127 136V135H126ZM172 136V135H171ZM173 136H174V134H173ZM183 136V135H182ZM182 136H180L181 138H184V136L182 137ZM49 137L51 138V136L49 135ZM49 137L48 138H46L47 140L49 139ZM55 137V136H54ZM129 137V138H130ZM221 137V136H220ZM243 137V136H242ZM251 137H252V134H251V132H250V134H248L246 137H244V139L242 138L241 139V142L240 143H236L237 145L234 147V146H232L233 145V142H235V139L233 140V142H232V147H234V150L235 151H239V153L241 154V151L244 153L245 152V150H246V148H245V150H244V148H242V146L243 145H245V146H247L248 144H249V139H251ZM66 138V137H65ZM181 138H178L177 139V142H178V144H179V146L183 143L182 142V140H181ZM232 137H230V139H231ZM122 140V139H121ZM171 140V139H170ZM173 140V139H172ZM232 140V139H231ZM128 141V140H127ZM169 141V140H168ZM228 141H230V140H228ZM41 142V141H40ZM186 142H184V144H185ZM228 143V142H227ZM231 143V142H230ZM153 144H155V147L154 148H152V145ZM184 144H183V146H184ZM229 144V143H228ZM228 144H227V146H228ZM135 145V144H134ZM223 145V144H222ZM226 144H224V146H225ZM241 145V146H240ZM224 146H222L223 148H225ZM230 146V147H231ZM120 147V146H119ZM122 147V146H121ZM120 147V148H121ZM160 147H162V153H161V151H160ZM175 147V148H174ZM229 147V148H230ZM232 147L230 148V150L229 149H226V150H228L227 152H231V149H232ZM181 148V147H180ZM183 148V147H182ZM121 149H123L124 150V147H122ZM126 149V148H125ZM135 149H136V147H135ZM151 149H154L153 151H155V150H157V151H160L159 152V154H160V156H161V160L159 159L158 160V158L156 159V157H159V155L158 156H156L155 157V159H153L152 157V159H150V157H148L150 154L152 155V150ZM159 149V150H158ZM39 150H40V148H39ZM174 150V151H173ZM177 150V149H176ZM233 150V151H234ZM134 151V150H133ZM156 151V152H157ZM178 151H179V149H178ZM181 151V150H180ZM152 152V153H151ZM39 153L40 152H38L37 154H36V159H39ZM136 153V152H135ZM176 153V152H175ZM177 153H179V152H177ZM232 153V152H231ZM131 154V153H130ZM157 154V153H156ZM162 154V155H161ZM181 154H182V152H181ZM227 154V153H226ZM174 155V154H173ZM183 155H185V154H183ZM228 155H230V154H228ZM239 155V154H238ZM133 156V155H132ZM134 156H136V155H134ZM186 156V155H185ZM146 157V158H145ZM182 157V156H181ZM133 158V157H132ZM131 158V159H132ZM149 158V159H148ZM180 158V157H179ZM183 158V157H182ZM144 159V160H143ZM224 159V158H223ZM222 159V160H223ZM182 161V160H181ZM186 161L188 162V159H186ZM236 162V161H235ZM186 163V162H185ZM202 163V162H201ZM238 163V162H237ZM160 165V172H158L157 174H153V172H151L152 171V169L154 168V166H156V165ZM181 165H183L182 163H180ZM158 165H157V167L156 168H158ZM192 165V164H191ZM222 165V164H221ZM224 165V164H223ZM235 165V164H234ZM255 165H256V163H255ZM126 166V165H125ZM187 166H188V164H187ZM187 166L185 167V166H183L184 167V169L185 168H187ZM202 166H204V164H202ZM225 166V165H224ZM124 167V166H123ZM183 167H181V168H183ZM206 167V166H205ZM223 167V166H222ZM233 167V166H232ZM178 168H180V167H178ZM178 168H176V169H178ZM180 168V169H181ZM193 168V167H192ZM204 168V167H203ZM235 168V167H234ZM52 170V169H51ZM128 170H130V169H128ZM175 170V169H174ZM182 170V169H181ZM180 170V171H181ZM205 170V169H204ZM220 170V169H219ZM139 171V170H138ZM183 171V170H182ZM181 171V172H182ZM188 171V170H187ZM206 171H207V169H206ZM230 171V170H229ZM52 172V171H51ZM55 172H56V170H55ZM127 172V171H126ZM176 172V174H177V171H175ZM193 172V171H192ZM196 172V171H195ZM222 172V171H221ZM128 173V172H127ZM133 173V172H132ZM170 173V172H169ZM186 173V172H185ZM208 173V172H207ZM231 173V172H230ZM126 174V173H125ZM129 174V173H128ZM140 174V173H139ZM194 174H196V173H194ZM197 174H198V172H197ZM204 174V173H203ZM235 174V173H234ZM233 174V175H234ZM124 175V174H123ZM136 175V174H135ZM179 175V174H178ZM207 175V174H206ZM233 175H232V177H233ZM41 176V175H40ZM39 176V177H40ZM51 176V175H50ZM127 176H129V175H127ZM155 176V177H154ZM170 176V175H169ZM229 176H231V174H229ZM43 177V176H42ZM167 177V176H166ZM212 177V176H211ZM224 177V176H223ZM231 177V178H232ZM238 177V176H237ZM134 178H135V176H134ZM167 178H169V177H167ZM192 178H193V176H192ZM203 177H201V179H202ZM228 178V177H227ZM235 178V177H234ZM51 179V178H50ZM56 179V178H55ZM196 179H198V176H196ZM201 179H199V180H201ZM41 180L43 181V179L41 178ZM222 180V179H221ZM233 180V179H232ZM117 181V180H116ZM115 181V182H116ZM189 181V180H188ZM197 181V180H196ZM39 182H41V181H39ZM47 182V181H46ZM51 182V181H50ZM168 182H169V180H168ZM222 182H225V181H222ZM233 182V181H232ZM114 183V182H113ZM131 183V182H130ZM231 183V182H230ZM234 183V182H233ZM42 184V183H41ZM187 184V183H186ZM212 184V183H211ZM223 184V183H222ZM236 184V183H235ZM243 184V183H242ZM258 184V183H257ZM44 185V184H43ZM193 185V184H192ZM232 185V184H231ZM237 185V184H236ZM40 186V184L38 185V188H40L39 187ZM42 186V185H41ZM199 186V185H198ZM200 186H201V184H200ZM205 186V185H204ZM209 186V185H208ZM48 187V186H47ZM187 187H189V186H187ZM193 187V186H192ZM194 187H196V186H194ZM207 187V186H206ZM216 187H217V185H216ZM219 187V186H218ZM217 187V188H218ZM226 187V186H225ZM233 187V186H232ZM131 188V187H130ZM133 188V187H132ZM197 188H199V187H197ZM202 188V187H201ZM204 188V187H203ZM202 188V189H203ZM236 188V187H235ZM42 189V188H41ZM214 189H215V185H214ZM44 190V189H43ZM188 190H189V188H188ZM200 191H201V189H199ZM198 190V191H199ZM219 189H217V190H212L211 188H209V192L208 193H206V195L205 196H207V197H209L208 199L210 200V213H211V217H212V219H213V224L215 223V225H216V223L218 222V218H219V216H218V212H219V210H218V212H217V204H216V202L218 201V199L219 198H216V197H219L220 196V192L218 191ZM226 190H227V188H226ZM236 190V189H235ZM207 191V190H206ZM218 191V192H217ZM226 193H228V192H226ZM203 194V193H202ZM225 194V193H224ZM42 196H43V194H41ZM262 195V194H261ZM223 196V195H222ZM246 196V195H245ZM201 197V196H200ZM226 197H228V196H226ZM43 198V197H42ZM191 199V200H193L192 202H194V207H193V205L192 204H188V202H186V203H184L183 204V202L181 203V201L184 199V201L186 200V199ZM233 198V197H232ZM200 199V198H199ZM198 199V200H199ZM204 199H205V197H204ZM238 199V198H237ZM202 200V199H201ZM224 200V199H223ZM234 200V199H233ZM203 201V200H202ZM205 201V200H204ZM207 201V200H206ZM220 202H221V200H220ZM191 203V202H190ZM203 203V202H202ZM205 203V202H204ZM209 203V202H208ZM224 204V203H223ZM223 204H220V205H223ZM203 206V205H202ZM220 207V206H219ZM207 208H208V206H207ZM207 208H203L204 209V211H203V213H206L205 214V216L207 217V214H208V209ZM221 208V207H220ZM219 208V209H220ZM256 208V207H255ZM116 209V208H115ZM202 209V210H203ZM222 210V209H221ZM201 211V210H200ZM164 213H166V214H164ZM199 213V214H198ZM202 213V214H203ZM220 213H221V211H220ZM219 213V214H220ZM235 213V212H234ZM193 214H194V217L192 218V216H193ZM222 214V213H221ZM166 215V216H165ZM234 215H237V213L236 214H234ZM201 216H203V215H201ZM232 218H233V215L231 216ZM237 218H238V216H236ZM235 217V218H236ZM247 217V216H246ZM245 217V218H246ZM203 218V217H202ZM234 218V219H235ZM236 218V219H237ZM207 219V218H206ZM206 219H205V221H206ZM223 219H224V217H223ZM222 219V220H223ZM228 219V218H227ZM231 219V218H230ZM234 219H232V221L234 220ZM243 219V218H242ZM247 219V218H246ZM245 219V220H246ZM200 220H201V218H200ZM226 220V219H225ZM27 221V220H26ZM220 221H221V217H220ZM224 221V220H223ZM229 222L231 221V220H228ZM231 221V222H232ZM249 221V220H248ZM25 222V221H24ZM24 222H22L21 224L23 225L24 224ZM207 222H208V220H207ZM210 222V221H209ZM37 223V222H36ZM132 223V222H131ZM202 223V222H201ZM211 223V222H210ZM256 223V222H255ZM164 224H166V226L167 225H169L170 226V229H171V234L170 233H168L167 235H163V233H162V229H163V227H164ZM206 224V223H205ZM218 224H219V222H218ZM223 224V225H222ZM221 225H222V227H223V229H222V232H220V230H218L220 233L219 234H223V236H224V234L225 235H232V233H230L228 230H230L229 228L232 226V225H229L228 227L229 228H226L225 226L226 225H228L229 223L228 222H223ZM30 225V224H29ZM138 225V224H137ZM202 225V224H201ZM207 225V224H206ZM214 225V226H215ZM220 225V226H221ZM238 225V224H237ZM20 226L21 225H18V228L20 229ZM199 226V225H198ZM219 226V227H220ZM16 227H17V225H16ZM22 227V226H21ZM208 227H211V229H207L208 231H206V229H205V233L204 232H202L203 233V236H202V239H203V237H204V240L202 241V239H201V241H200V243H203V251L205 252V253H207V256H208V258H209V255L210 254H213L211 251H212V247H213V245L215 244L214 243V241H212L213 239V235L215 234L214 232H216V231H214V230H216V228L215 229H213L212 228V225L210 226H208ZM233 227V226H232ZM231 227V228H232ZM200 228V227H199ZM25 229V228H24ZM37 229V231H39L38 230V228H36ZM212 229H213V231H212ZM220 229V228H219ZM234 229V228H233ZM251 229V228H250ZM249 229V230H250ZM23 230V229H22ZM35 230V229H34ZM200 231H201V229H199ZM198 230V231H199ZM204 230V229H203ZM31 231H33V229H31V230H27V231H25L22 235H21V238L22 239H20L21 240V243H19L20 245H23L22 246V250H19V252H17L18 254L16 255V260L19 262V264H26V263H34V264H64V260H63V258H61V256H59V255H50V252H53V244H51V242H49V239H47V238H49V237H44L43 235H41V233H40V231L38 232L39 234H37L36 233V231H35V233L37 234V235H35V236H33L32 234H33V232H31ZM233 231V230H232ZM32 233V234H30V233ZM255 232V231H254ZM199 233H201V232H199ZM249 233V232H248ZM251 233V232H250ZM217 234V233H216ZM236 234V233H235ZM234 234V235H235ZM246 234V233H245ZM172 235H173V237H172ZM230 236H228L229 238L228 239H230L231 237ZM237 236H239V235H237ZM251 236V235H250ZM36 237L38 238V239H36ZM166 237H170L171 238V240H173L172 238H175V240H176V242L175 243H180V245H179V248H178V252H177V244H173V243H170L169 242V244H168V241H166V240H164ZM215 237V236H214ZM219 237V236H218ZM221 237V236H220ZM236 237V236H235ZM57 238V237H56ZM239 237H237L236 238V240L238 239ZM247 238V237H246ZM180 239V240H179ZM222 239V238H221ZM239 239H241V238H239ZM57 240V239H56ZM180 242H179V241ZM218 240V239H217ZM224 240V239H223ZM227 240V239H226ZM231 240V239H230ZM234 240H235V238H234ZM234 240H232V241H234ZM250 241H249V243L250 244H248L249 245V247L251 246H253V247H255V242H253L251 239H249ZM255 240V239H254ZM229 240H227V242H228ZM242 241H243V239H242ZM256 241V240H255ZM20 242V241H19ZM57 242V241H56ZM133 242V241H132ZM226 242V244H228L229 242H231V241H229L228 243ZM245 242V241H244ZM53 243V242H52ZM218 243V241L216 242V244ZM247 243V242H246ZM258 243V242H257ZM140 244V243H139ZM171 244H173V246H174V248L173 247H171L172 245ZM237 244V246H238V244H240L241 245V243H240V241H239V243H237V241H236V243L235 242H233L232 243V245H233V248H237V246H235ZM2 245V244H1ZM51 245H52V247H51ZM119 245V244H118ZM133 245H135V244H133ZM167 245V246H166ZM231 244L230 245H228V247L229 246H232ZM239 245V246H240ZM257 246H258V244H256ZM56 246V245H55ZM172 248V250L173 251H171L172 253V256L169 254V249H170V247ZM215 246V245H214ZM243 246V245H242ZM242 246H240V247H242ZM245 246V245H244ZM6 247V246H5ZM121 247V246H120ZM218 247V246H217ZM259 247V246H258ZM258 247H256V248H258ZM56 248V247H55ZM230 248V247H229ZM0 249H4V248H1L0 247ZM7 249V248H6ZM5 249V250H6ZM20 249V248H19ZM215 249V248H214ZM238 249V248H237ZM261 249V248H260ZM55 250V249H54ZM236 250V249H235ZM263 250V249H262ZM4 251V250H3ZM218 251V250H217ZM241 251V253H242V250H240ZM246 251V250H245ZM257 251V250H256ZM0 252H2V250H0ZM173 252L175 253V252H177L176 253V256H173ZM179 252H180V254H179ZM248 252V251H247ZM246 252V253H247ZM253 252V251H252ZM259 252H260V250H259ZM3 253V252H2ZM4 253L6 254V252L4 251ZM3 253V254H4ZM204 253V254H205ZM238 253V252H237ZM245 253V252H244ZM245 253V254H246ZM264 253V252H263ZM1 254V253H0ZM53 254V253H52ZM216 254V253H215ZM8 255V254H7ZM6 255V256H7ZM132 255V254H131ZM221 255V254H220ZM254 255V254H253ZM0 256H2V255H0ZM4 256V255H3ZM181 256V257H180ZM204 256V261L207 259V256H205V255H203ZM216 256V255H215ZM237 256H240L239 254L238 255H236L235 256V258H237ZM5 257V256H4ZM221 257V256H220ZM243 257H244V254H243ZM210 258H211V255H210ZM219 257H217V259H218ZM222 258V257H221ZM234 258V259H235ZM212 259V258H211ZM220 259V258H219ZM253 259V258H252ZM256 259V258H255ZM2 260H7V258H5V259H3V257H2ZM184 260V259H183ZM209 260V259H208ZM237 260V259H236ZM251 260V259H250ZM10 261V260H9ZM185 261V260H184ZM200 262H201V260H199ZM203 261V260H202ZM211 261V260H210ZM215 261V260H214ZM218 261V260H217ZM3 262H5V261H3ZM181 263H183L182 261H180ZM179 262V263H180ZM206 262V261H205ZM204 262V263H205ZM209 262V261H208ZM212 262H213V260H212ZM7 263H9V262H7ZM180 263V264H181ZM203 263V262H202ZM211 263V262H210ZM219 263V262H218ZM223 263H224V261H223ZM253 263V262H252ZM251 263V264H252ZM4 264V263H3ZM6 264V263H5ZM185 264V263H184ZM222 264V263H221ZM225 264V263H224ZM229 264V263H228Z\"/></svg>",
  "mask_w": 264,
  "mask_h": 264
}]
</instances>
